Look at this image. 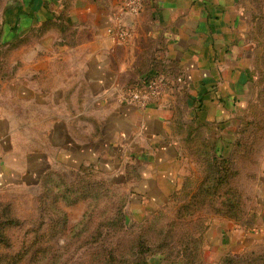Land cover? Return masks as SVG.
<instances>
[{
  "label": "crops",
  "instance_id": "crops-1",
  "mask_svg": "<svg viewBox=\"0 0 264 264\" xmlns=\"http://www.w3.org/2000/svg\"><path fill=\"white\" fill-rule=\"evenodd\" d=\"M8 2L14 39L2 45L18 47L8 60L18 70L0 96V193L38 191L48 175L92 168L130 190L128 206L146 214L183 187L187 127L224 136L240 107L245 115L254 75L239 0H148L137 17L121 14L124 0ZM117 23L131 28L126 43L108 33ZM154 67L184 86L146 109L123 103ZM259 189L264 199V175ZM206 237L213 263L252 251L264 242V211L252 230L217 219Z\"/></svg>",
  "mask_w": 264,
  "mask_h": 264
},
{
  "label": "rangeland",
  "instance_id": "rangeland-1",
  "mask_svg": "<svg viewBox=\"0 0 264 264\" xmlns=\"http://www.w3.org/2000/svg\"><path fill=\"white\" fill-rule=\"evenodd\" d=\"M239 1L244 6L242 24L246 29L245 37L250 35L252 64L254 61L251 72L254 75L251 79L254 80L244 84L246 94L241 104L243 106L252 98L256 100L255 96L260 93L258 102L260 109L264 110V0ZM5 5H9L8 0H0V96L4 87L6 89L10 84L8 74L15 75L18 70L17 63L8 61L10 55L17 53L18 47L2 45L14 39V34L8 32L7 27L5 30ZM18 17L19 14H8L7 25L15 23ZM25 21L28 22V19L25 18ZM249 24L252 27L250 33ZM257 54H263V62L256 61ZM243 108L240 107L231 127L226 129V135L217 137L218 130L201 131L204 137L209 135L217 141L216 147L221 155L227 156L238 138L242 121L246 119L247 110L242 118ZM261 118H264V114ZM240 120L241 123L237 125ZM246 163L238 180L246 207L242 223L216 214L211 209L202 210L200 215L191 218L187 216L186 220H178L177 212L184 191L165 206L145 209L149 210L146 214L141 210L134 211L128 206L130 190L117 184L112 175L99 174L94 169L89 174H73L68 181L53 175L52 180L38 191L6 190L0 193V211L4 208L3 213L8 211L7 214L19 224L6 230L12 248L0 244V256L26 252L22 258L23 264H224L228 257H245L251 252L220 255L219 259L218 255L217 262L213 263V254L216 253L211 250L206 234L217 219L231 221L245 231L256 228L248 215L255 212L259 219L264 211V199L262 195L260 197L259 189L264 175V142L259 144L254 157ZM188 168L186 178L190 190L198 185L202 169L192 156H189ZM89 184L91 188L88 187V190L76 189ZM67 186L72 190H66ZM71 191L73 193L70 194ZM120 213L124 219L121 218L122 223L119 225L117 220ZM251 248L253 253L264 256V242ZM109 253L114 254L112 261L108 259ZM243 259L239 264H259L264 261L262 258ZM1 264L9 263L4 260Z\"/></svg>",
  "mask_w": 264,
  "mask_h": 264
},
{
  "label": "trees",
  "instance_id": "trees-1",
  "mask_svg": "<svg viewBox=\"0 0 264 264\" xmlns=\"http://www.w3.org/2000/svg\"><path fill=\"white\" fill-rule=\"evenodd\" d=\"M11 47H14V45H11L10 48ZM258 60L263 62V54L256 55V61ZM164 71L165 70L155 68L154 75L163 72L172 78L170 73ZM154 75H150V73L143 75L138 81L134 82L131 87L148 81ZM257 94L258 92L256 91V95ZM259 94L258 96H255L257 97L256 100L252 98L246 111V119H243L241 129L238 132V138L227 156L218 153L216 147L217 142H215L214 139H212L209 135L204 137V134L201 131L203 129L210 130L209 127L202 125L187 127V137L185 141L188 156H192L195 159L202 171H200L201 176L198 178V185L196 187L189 190L188 178H185L182 189L174 197H178L182 191H184L183 200H180L181 206L177 212L178 220H186L187 216L191 218L196 214L200 215V211L202 210L211 209L216 214L226 216L237 223H242L246 207L244 203L245 197L240 191L241 187L238 180L241 177L242 170L247 164L246 162L254 157V153L259 148V144L264 142V118H261V115L264 114V110L260 109L261 106L258 102ZM92 170L93 169L91 168L83 169L78 173L51 174L46 177L42 185H44L47 181L52 180L51 177L53 175H58L62 181H68L69 176H72L73 174H89ZM82 182H84V180H82ZM53 187L54 185L52 186V189ZM88 187L91 188L90 184L76 189L88 190ZM66 190L69 191L72 190V188L67 186ZM69 193L71 194L73 191ZM70 204L73 205L74 202H70ZM3 211L4 208L0 211V244L4 243L7 248H12V243L6 235V230L16 226V224L18 225L19 223L15 221L10 214H7L8 211L7 213H3ZM123 217L124 215L120 213L118 217L119 220H117L119 225L122 223L121 218ZM248 218H252V220L249 221L253 222V225L256 227L258 215L255 214V212H252L251 215H248ZM124 224H122L123 227ZM253 225H250V227H253ZM248 252H251L250 255H246L245 257H228L224 264H239L240 261L244 260L243 258L247 257L256 259L262 258L264 260V256L253 253V250ZM25 255L26 252L23 251H20V253L16 255L5 253L4 256H0V264L4 260L8 261L9 264H23L21 262ZM108 259L112 261V259H114V254L109 253ZM251 261L256 260L251 259ZM263 262L264 261H260V263L264 264Z\"/></svg>",
  "mask_w": 264,
  "mask_h": 264
},
{
  "label": "built area",
  "instance_id": "built-area-1",
  "mask_svg": "<svg viewBox=\"0 0 264 264\" xmlns=\"http://www.w3.org/2000/svg\"><path fill=\"white\" fill-rule=\"evenodd\" d=\"M148 0H124L120 12L132 17L139 16ZM108 33L116 43H126L132 35L131 28L128 25L117 23V26L108 30ZM184 79L178 77L170 78L165 73L160 72L148 81L128 88L122 95L121 101L125 104L146 109L153 103H158L164 99L170 92L184 86Z\"/></svg>",
  "mask_w": 264,
  "mask_h": 264
}]
</instances>
